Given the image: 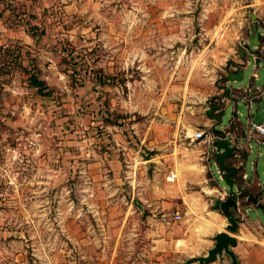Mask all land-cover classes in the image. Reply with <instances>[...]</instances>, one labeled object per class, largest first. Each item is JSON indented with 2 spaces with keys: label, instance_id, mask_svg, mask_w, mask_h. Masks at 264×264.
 Segmentation results:
<instances>
[{
  "label": "rangeland",
  "instance_id": "obj_1",
  "mask_svg": "<svg viewBox=\"0 0 264 264\" xmlns=\"http://www.w3.org/2000/svg\"><path fill=\"white\" fill-rule=\"evenodd\" d=\"M256 24L264 0H0V264H182L207 253L214 199L168 191L188 148L203 161L207 147L191 136L210 128L207 106L225 103L226 74ZM255 48L231 84L250 82ZM252 107L264 121V101ZM238 108L247 121L242 99ZM259 192L241 264H264V183Z\"/></svg>",
  "mask_w": 264,
  "mask_h": 264
},
{
  "label": "crops",
  "instance_id": "obj_2",
  "mask_svg": "<svg viewBox=\"0 0 264 264\" xmlns=\"http://www.w3.org/2000/svg\"><path fill=\"white\" fill-rule=\"evenodd\" d=\"M256 26L257 29L259 26L264 28V25L256 24ZM254 30V34L251 35L250 33L248 42H245L246 46L244 45V56L241 55L243 57L241 58L243 64L240 68H235L229 71H242L244 67H247V65L250 64V60L246 57V48L251 45L252 39L256 33L255 27L253 31ZM252 55L255 62L253 64L254 69L252 71L251 77L249 78L250 82L244 86H241L240 84H231L230 79L227 76L229 72L228 71L226 74L228 93L222 94V99L226 100L225 103L222 106L215 104L213 107L210 105V108L209 106L206 107V111L215 108V113L214 111L211 114L207 112L210 114V128H208V130L214 131L215 133L219 132L221 134L219 136L221 137H228L231 140V144L235 146L234 154L228 156L226 159L229 164L239 168L238 173L234 175V188L237 192H239V196L237 198V202L230 207L232 214L236 216L239 222L238 229L234 233L238 238V243L233 247L235 252H238V249L242 245L241 237L244 238L249 234V231L247 232L246 229H244V226H246V224L258 225V222H261L259 217L250 218L247 213V209L252 210L258 205L263 206V203L259 199V197L262 199L259 191L264 183V166L262 169L263 175H261L259 167L261 158L264 159V151L261 148V146H264V134L258 132L254 126L252 127L254 120H252L251 117V112L253 111L252 106L256 104L257 108H260L264 101V81L263 83H256V80L261 78L258 68L261 62L264 64L263 32H259V44L256 45L255 49H252ZM224 89V87L221 88V90ZM239 99H242L245 102L246 107L249 109L247 121H244L241 117L243 112L238 108ZM228 105L233 106V113L229 117L228 122L225 123L222 113L226 110ZM185 135L190 137L188 132H186ZM191 139H195L193 135L191 136ZM200 141L204 142V145L207 147L206 154L203 153L204 155H202L203 161H195V157H197V155L194 149L188 148V150H186L187 157L184 159V165L182 166L183 175L178 179V182L173 183L174 186L169 188L168 191V196L171 197V199L182 198L183 201H189L193 198L202 197L203 200L207 199V204H209V199H214L215 201L216 198L225 199L229 195L230 189L225 182L221 181L222 178L221 172L219 171V166L212 157V152L215 150V148L212 146V144L205 142L202 139H200ZM252 153H254L255 156L251 159L249 169L248 160ZM175 169H172L167 174L169 175L170 172L175 171L176 174L179 175L177 172L178 169ZM165 182L167 183V181ZM193 186L195 189H193ZM243 191L245 194H241ZM250 194L258 196L259 202L250 199ZM215 206L216 204H213L211 207H208L210 216L207 218L205 224L208 230H212L216 233L220 230L226 229L224 226L227 225L228 220H226V215L222 209Z\"/></svg>",
  "mask_w": 264,
  "mask_h": 264
},
{
  "label": "water",
  "instance_id": "obj_3",
  "mask_svg": "<svg viewBox=\"0 0 264 264\" xmlns=\"http://www.w3.org/2000/svg\"><path fill=\"white\" fill-rule=\"evenodd\" d=\"M253 43L259 44V32L256 28V33L253 37ZM246 46V45H245ZM245 46L240 49V54L243 56ZM230 80H237L242 78V71H229L227 74ZM215 108L207 110L208 113H213ZM213 146L215 150L212 152V157L219 166L221 172V178L229 185V195L223 198H216L215 204L219 206L228 219L227 229L220 230L215 233V243L211 246L207 253L202 255H193L187 258L182 264H189L194 260H198L200 263L216 260L222 257L225 253L231 256L232 264H241L238 255L234 251L233 247L238 243V238L234 234L238 229V219L232 214L230 207L234 205L239 196V192L234 188L235 179L234 175L238 173L239 168L232 164H229L226 159L228 156L234 154L235 146L231 144V140L228 137H216L213 140ZM250 199L259 202L258 196L252 194L249 195Z\"/></svg>",
  "mask_w": 264,
  "mask_h": 264
},
{
  "label": "built area",
  "instance_id": "obj_4",
  "mask_svg": "<svg viewBox=\"0 0 264 264\" xmlns=\"http://www.w3.org/2000/svg\"><path fill=\"white\" fill-rule=\"evenodd\" d=\"M253 126H254V128L258 132L264 134V122L254 121L253 122ZM193 136H194V138H199V139L204 140L205 142H208V143L212 144V146H213V140H214V138L221 137V136H219V134L215 133L214 131L207 130L205 128H198V129H196L194 131V133H193ZM176 175H177L176 172L175 171H172L168 175V178L169 179H174L176 177ZM180 216H181V213L180 212H177V217H180Z\"/></svg>",
  "mask_w": 264,
  "mask_h": 264
},
{
  "label": "trees",
  "instance_id": "obj_5",
  "mask_svg": "<svg viewBox=\"0 0 264 264\" xmlns=\"http://www.w3.org/2000/svg\"><path fill=\"white\" fill-rule=\"evenodd\" d=\"M29 78H30V82L34 84L35 86H37L41 93H50V90L45 92V89L47 86L45 82L41 78H39L36 73L31 74ZM216 133L220 134L219 132H216ZM241 194H245V192L243 191ZM215 207L218 208L219 206L216 205Z\"/></svg>",
  "mask_w": 264,
  "mask_h": 264
}]
</instances>
